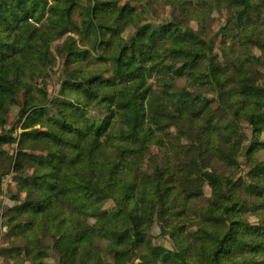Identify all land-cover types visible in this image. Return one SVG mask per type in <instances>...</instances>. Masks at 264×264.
Instances as JSON below:
<instances>
[{
  "label": "trees",
  "instance_id": "trees-1",
  "mask_svg": "<svg viewBox=\"0 0 264 264\" xmlns=\"http://www.w3.org/2000/svg\"><path fill=\"white\" fill-rule=\"evenodd\" d=\"M129 1L181 17L155 25L120 0H0V197L10 174L25 196L10 198L20 202L5 215L13 247L0 254L14 264H44L52 249L61 264H108L104 250L112 264H264V83L254 72L264 67V0H199L200 13L189 0ZM221 8L222 60L203 18ZM68 34L78 40L57 55L75 69L51 97L34 83L48 79L52 46ZM16 107L19 134L5 128ZM242 121L253 165L235 181L205 165L238 167ZM200 180L213 194L205 201ZM154 225L175 249L153 245Z\"/></svg>",
  "mask_w": 264,
  "mask_h": 264
},
{
  "label": "rangeland",
  "instance_id": "rangeland-1",
  "mask_svg": "<svg viewBox=\"0 0 264 264\" xmlns=\"http://www.w3.org/2000/svg\"><path fill=\"white\" fill-rule=\"evenodd\" d=\"M189 1L193 4L194 7H196L198 13H200L201 8L198 6L199 0H189ZM120 5L121 6L129 5L131 7L134 6L139 11L141 10V8H144L146 20L155 25H160L162 23H165L171 20L174 16L178 18L181 17L179 12L173 11V9H171L166 3L163 2L162 3L146 2L143 5H139L136 3H132L129 0H120ZM81 11L82 9H80V12ZM80 18H81L80 15L77 14L74 18V21L79 23ZM203 18L205 20V26H206L204 32L205 38L212 42V45L214 46V53L218 54L220 60H222L223 53L221 50V40H222L221 31L223 28L227 26V21L230 18V15L228 11L221 8L215 10L212 9V11H208ZM191 25L195 30L200 28V25H198L197 22H192ZM130 34L131 31H127L124 34V37L127 38L129 37ZM70 36L75 37L78 40V36L76 34L74 35L68 34L64 38H61L60 40L56 41L52 46V52L55 56L56 62L54 67L49 73L48 79L45 82L37 81L34 83V85L38 88L45 87L48 90L51 97L57 96L60 93L62 83L72 74V72L75 69V66H73L72 68H67L66 66H64L60 57L57 55V49L59 48V46L61 47V45L64 44L65 40ZM255 53L257 55L260 54L258 50H255ZM92 64L98 65L99 62L94 60L90 63V66ZM254 72L256 73V76L259 79V81L261 83H264V67H255ZM153 81L154 79L151 80V82ZM183 85L184 82H180L179 87L182 88ZM24 97H25V93L19 95L18 100L20 104H23ZM209 97L210 99L214 100L208 110L209 115L213 116L217 114L219 111V102L214 95L210 94ZM19 111H20V107H16L12 110L9 117L7 118V124L5 126L6 129H10L12 127L16 128L18 130L17 134L20 133V129H21V124L17 122L18 120L17 114L19 113ZM241 128H242L241 133H243L244 135V143H243V148L239 153L238 167L231 168L219 161H209L205 165V168L211 171H215L226 177L233 178L235 181L239 180L240 178L244 180H248V173L251 171L253 160L247 157L245 150L247 146H249V143L252 140V130L250 129L246 121H242ZM236 138L237 137L235 135L226 134L224 136V140H225L224 142L228 145L229 148L230 147L233 148ZM262 139H264V136ZM7 149L10 153L14 152L13 148H7ZM156 153H158V150L154 149V154ZM256 159H261L264 161V154L258 155ZM1 168L2 165L0 164V176L4 174V170ZM2 179H3L2 180L3 195L0 197V213H1L0 214V253H2V250H7L8 248L13 247L12 240H10L9 238L10 229L7 227V219L5 215L7 211L12 207L15 208L16 206H19L20 202L14 204L10 200V198L12 195H17L20 198L21 202L25 199V196L23 194L21 195L18 194L17 186L16 183L13 181L12 174L4 176ZM198 184L203 190V196H204L202 197L203 200L205 201L207 199H210L213 196V194L208 184L203 180H200ZM119 209H120L119 206L113 202L106 203L104 207V210L110 213H116L119 211ZM190 230L194 231L195 227H192ZM149 237L151 242L155 246L164 247L168 250L175 249L172 239H170L168 236H163L161 234L158 225H154V227L149 233ZM49 254L50 256L43 261L44 264H61L59 255L53 249L50 250ZM103 255H104L103 259L106 263L108 264L113 263V260L111 259V257L107 255L105 250L103 252ZM140 263L141 261L137 257H135L133 261L129 264H140ZM0 264H14L13 258L10 257L9 254L6 256L0 254Z\"/></svg>",
  "mask_w": 264,
  "mask_h": 264
}]
</instances>
